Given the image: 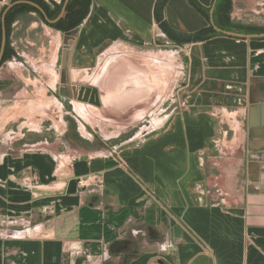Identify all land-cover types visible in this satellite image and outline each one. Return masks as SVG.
<instances>
[{"label":"crops","instance_id":"1","mask_svg":"<svg viewBox=\"0 0 264 264\" xmlns=\"http://www.w3.org/2000/svg\"><path fill=\"white\" fill-rule=\"evenodd\" d=\"M156 1L92 0L71 47L69 72L98 44L184 53L177 94L157 112L144 72L128 86L112 74L111 112L145 123L109 143L69 135V118L58 140L22 141L20 92L1 65L0 264H264V37L186 40L208 23L166 0L176 43ZM231 7L232 22L264 27V0Z\"/></svg>","mask_w":264,"mask_h":264},{"label":"rangeland","instance_id":"2","mask_svg":"<svg viewBox=\"0 0 264 264\" xmlns=\"http://www.w3.org/2000/svg\"><path fill=\"white\" fill-rule=\"evenodd\" d=\"M0 6H5L4 0L0 2ZM11 28L10 41L15 57L5 62L1 71L13 77L14 85L20 92V117L16 124L20 126L22 141L29 134L36 135L37 141L45 137L58 140L66 130L63 124L66 122L65 118H69V135L79 133L91 139L92 143L100 140L109 143L115 138L140 129L145 123L141 115H118L111 112L107 104L109 99L104 97V94L108 90L112 91L113 73H128L129 79L125 82L128 83L127 86L132 81L136 84L138 78L145 73L153 84L151 104L156 112L161 110L163 105L172 104L185 74L184 53L162 41H155L148 50H129L124 46L117 47L118 45L112 42L107 45L98 44L91 52L82 53L83 62L75 64L69 72L70 86L74 94L82 86L94 87L103 94L100 96V107H95L68 98L66 86L60 85L63 34L48 28L34 13L21 15ZM169 51L173 54L169 53L168 57L164 53ZM146 52H155L157 57L148 60ZM125 64L134 69L125 71ZM117 84L118 82L115 83ZM74 105L84 109L83 118L74 113ZM139 107L142 105L139 104Z\"/></svg>","mask_w":264,"mask_h":264},{"label":"trees","instance_id":"3","mask_svg":"<svg viewBox=\"0 0 264 264\" xmlns=\"http://www.w3.org/2000/svg\"><path fill=\"white\" fill-rule=\"evenodd\" d=\"M20 1V0H11V2ZM32 2L38 5L45 13L49 20H54L61 9L64 0H59L55 2L53 0H23ZM166 0H157L154 8V18L156 23H158L160 29L164 34L176 43H181L176 39L177 34L171 31L165 24L162 18V9ZM189 4L207 21L208 26L199 30L198 32L191 35L186 40H192L195 42H200L207 40L215 36H222V34L216 32L212 25L209 23V8H203L195 0H188ZM92 0H69L63 16L61 19L54 25H49L44 22L42 16L37 10L28 6V5H16L12 7L4 16L3 25L5 29V47L0 63V67L5 62L11 60L15 57V52L11 47V33L13 23L21 16L28 13H34L38 16L40 21L44 23L48 28L55 30L61 34L69 32L77 27H79L82 22L88 16L90 11ZM214 3L212 21L213 26L220 29L221 31L232 32L243 35H253V34H264V27L255 26V25H243L239 23L232 22L230 19L231 13V0H212ZM1 21H0V38H1Z\"/></svg>","mask_w":264,"mask_h":264},{"label":"water","instance_id":"4","mask_svg":"<svg viewBox=\"0 0 264 264\" xmlns=\"http://www.w3.org/2000/svg\"><path fill=\"white\" fill-rule=\"evenodd\" d=\"M3 0H0V2ZM56 1V0H54ZM69 0H64L63 4L61 6L60 12L58 14V16L54 19V20H49L47 18V16L45 15L44 11L36 4L32 3V2H28V1H14L11 2V0H4V4L5 6L1 7L0 6V21L2 23L1 25V38H0V63H1V59H2V55H3V51H4V47H5V29H4V25H3V19L5 14L14 6L16 5H28L32 8H34L35 10H37L39 12V14L42 16L43 20L45 23L49 24V25H54L56 24L61 17L64 14L65 11V7L67 5ZM213 7H214V3L212 4L210 10H209V23L212 25L213 29L225 36L228 37H232V38H238V39H256V38H263L264 34H253V35H243V34H237V33H232V32H226V31H221L220 29L216 28L213 26V21H212V13H213ZM79 32V27L66 32L63 34L62 38H63V44H64V48H62L61 50V54H60V85L61 86H66V95L68 98H74L75 100L82 102L84 104H89L95 107H100V92L98 91V89L94 88V87H85L82 86L79 88V90L74 94L71 90V86H70V77H69V70H68V64H69V59L71 56V47L73 46L74 40L76 39L77 35ZM186 61V59H185Z\"/></svg>","mask_w":264,"mask_h":264},{"label":"flooded vegetation","instance_id":"5","mask_svg":"<svg viewBox=\"0 0 264 264\" xmlns=\"http://www.w3.org/2000/svg\"><path fill=\"white\" fill-rule=\"evenodd\" d=\"M109 92H111V90H108L107 92H105L106 94H104V97L107 96L109 100H112V96L110 97V96L108 95ZM101 95H102V94H101ZM109 100H108V101H109Z\"/></svg>","mask_w":264,"mask_h":264},{"label":"bare ground","instance_id":"6","mask_svg":"<svg viewBox=\"0 0 264 264\" xmlns=\"http://www.w3.org/2000/svg\"><path fill=\"white\" fill-rule=\"evenodd\" d=\"M152 56V55H151ZM149 60V59H148ZM166 63V62H165ZM101 66V65H100ZM165 79V78H164ZM95 81V80H94Z\"/></svg>","mask_w":264,"mask_h":264},{"label":"built area","instance_id":"7","mask_svg":"<svg viewBox=\"0 0 264 264\" xmlns=\"http://www.w3.org/2000/svg\"><path fill=\"white\" fill-rule=\"evenodd\" d=\"M58 3V2H57ZM114 149V148H113Z\"/></svg>","mask_w":264,"mask_h":264}]
</instances>
